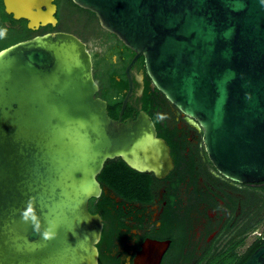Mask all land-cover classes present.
<instances>
[{"label":"water","instance_id":"water-1","mask_svg":"<svg viewBox=\"0 0 264 264\" xmlns=\"http://www.w3.org/2000/svg\"><path fill=\"white\" fill-rule=\"evenodd\" d=\"M38 30L55 0H2ZM134 51L117 118L98 95L93 53L79 35L47 31L0 49V264H99L104 222L89 203L121 158L164 178L171 147L144 109L122 114L144 73L202 129L224 177L264 181V0H72ZM170 240L147 237L129 264H161ZM243 264H264V243Z\"/></svg>","mask_w":264,"mask_h":264},{"label":"flooded vegetation","instance_id":"flooded-vegetation-1","mask_svg":"<svg viewBox=\"0 0 264 264\" xmlns=\"http://www.w3.org/2000/svg\"><path fill=\"white\" fill-rule=\"evenodd\" d=\"M131 71L135 77L143 72L134 68ZM137 83L135 97L141 95V84ZM139 111L122 114V118ZM158 111L161 128L155 125L158 135L163 131L165 136H160L171 147L174 168L164 178L142 172L146 177L137 182L127 180L121 190L99 180L114 201V208L120 209L123 221V225L115 223L119 224V235L114 237L110 250L104 249L105 255L117 256L121 264H129L141 243L150 237L170 240L161 264H243L264 243V194L240 185L263 181L239 183L224 177L206 154L200 125L175 106ZM117 191L136 192L121 195ZM110 209L115 213L113 207ZM100 214L105 227V218ZM260 227L262 230H258ZM97 245L101 264V248Z\"/></svg>","mask_w":264,"mask_h":264},{"label":"trees","instance_id":"trees-1","mask_svg":"<svg viewBox=\"0 0 264 264\" xmlns=\"http://www.w3.org/2000/svg\"><path fill=\"white\" fill-rule=\"evenodd\" d=\"M55 2L58 5L56 15L59 21L57 25H46L40 27L38 30H31L27 27V21L25 19L17 20L14 19L11 14L6 13L3 1L0 0V49L17 41L27 39L36 34H41L47 31L62 29L72 31L71 25L65 24L60 15L62 9L66 10L69 16L76 18L80 21V23L91 28V32L85 33V35L79 33V28L78 30H73L79 33V36L87 42L88 46H90L91 42L96 41V39H100L102 43L109 45L108 50L103 56L96 57V55L93 54L94 75L100 85L98 95L107 100L110 115L117 118L121 109L123 98L128 89V79L126 77L125 68L132 59L134 51L128 48L115 34L102 28L98 21L95 22L97 17L93 12L79 7L72 0H55ZM110 48H113L114 54L117 55V62H114L112 56L109 54ZM132 68L144 72V89L140 96L135 97V93H133L127 103L123 115H130L133 110L139 111L144 109L151 115L157 127L160 129L161 124L158 120V110L174 105L152 84V80L146 73L143 56H140L137 59ZM134 83L138 86L136 80ZM159 135L165 136L163 131H161ZM168 140L170 141V139ZM110 165H113L112 171L109 170ZM125 170L139 173L138 171L130 168L121 158H117V160L109 159L106 161L103 170L98 175V179L104 184L111 185L121 190L127 185L125 183L127 179L124 176ZM134 181L137 182L138 178L135 177ZM135 192L136 191H117V193L121 195H125L126 193L133 194ZM261 200L264 207V197H262ZM112 207L115 211L113 214L110 209ZM90 210L92 212L99 211L102 213L106 222L102 238L99 242V246L101 248V264L106 262L109 264H121V258L110 254L109 256L105 255L104 251V249L110 250L109 247L112 246L114 237L119 235L118 230H120V227L119 224L116 225L115 223L119 221L120 224L123 225V221L120 219V209L114 208V201L110 198V195L106 191H103L98 198H92L90 200ZM103 245H105L104 248Z\"/></svg>","mask_w":264,"mask_h":264},{"label":"rangeland","instance_id":"rangeland-1","mask_svg":"<svg viewBox=\"0 0 264 264\" xmlns=\"http://www.w3.org/2000/svg\"><path fill=\"white\" fill-rule=\"evenodd\" d=\"M60 15H61L62 21L65 24L71 25L72 31L78 30V28H79V30H78L79 33H82L83 35H85V33L91 32V28L89 26H86L85 24L80 23V21H78L76 18L69 16L67 14L66 10L62 9ZM75 16H77V15H75ZM96 21H98V19L95 20V22ZM62 30H64V29H62ZM73 32L76 33L77 35H79L78 32H76V31H73ZM108 46L109 45H107L106 43H102L100 39H96V41H93L90 43L89 48H90L91 52L96 55V57H99V56H103L106 53V51L108 50ZM109 54L112 56L113 61L117 62L118 57H117V55L114 54L113 48H110ZM199 131H201V129H199ZM112 168H113V165H110L109 170L112 171ZM124 173H125L124 176L126 177L127 180H131V179L134 180L135 177H137L139 179H140V177L141 178L146 177V176H144V174L143 175L139 174L142 172L134 173L133 171L130 172L129 170H125ZM263 186H264V183H258V184H252V185H249V184L240 185V187L242 189H249L250 188L252 191H260L261 195H262V193L264 194ZM258 230H262V227H260V229H258Z\"/></svg>","mask_w":264,"mask_h":264}]
</instances>
